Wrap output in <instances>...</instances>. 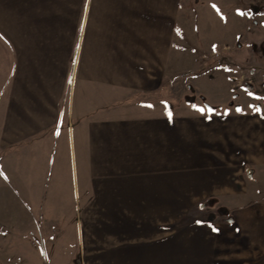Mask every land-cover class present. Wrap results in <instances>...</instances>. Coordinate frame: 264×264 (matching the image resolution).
I'll use <instances>...</instances> for the list:
<instances>
[{
	"label": "rangeland",
	"instance_id": "rangeland-1",
	"mask_svg": "<svg viewBox=\"0 0 264 264\" xmlns=\"http://www.w3.org/2000/svg\"><path fill=\"white\" fill-rule=\"evenodd\" d=\"M31 13L24 30L41 81L55 83L60 109L85 112L68 126L96 122L90 141L78 137L80 161L94 162L95 199L63 206V222L94 242L19 247L0 224V264H107L90 252L148 224L160 225L159 239L175 236L174 259L159 264H231L232 255L261 264L263 245L248 243L240 216L264 208V0H46ZM216 86L220 98L205 93ZM112 119H145L152 129L112 135L100 126ZM250 119L261 127L249 137L253 150L239 135ZM239 234V249L223 243L212 257L205 246L198 256L184 247L190 236Z\"/></svg>",
	"mask_w": 264,
	"mask_h": 264
},
{
	"label": "crops",
	"instance_id": "crops-1",
	"mask_svg": "<svg viewBox=\"0 0 264 264\" xmlns=\"http://www.w3.org/2000/svg\"><path fill=\"white\" fill-rule=\"evenodd\" d=\"M44 6L46 0H0V28L11 25L8 31L0 30L3 44L0 48V224L5 227L3 231L7 232L8 240L19 247L79 248L94 241H81L80 227L63 222V206L65 199H95L94 162L80 161L79 152L84 150H81L78 137L87 136L90 141L96 134V122L87 119V125L84 120L77 126H68L69 121L85 112H75V115L70 107L66 111L60 109L55 83L49 86L47 79L41 81V66L32 63V35L24 30V24L32 22L33 7ZM218 91L216 86L215 93L209 89L205 93L220 98ZM128 121L112 119L100 126L110 130L112 135H131L136 131L145 136L152 129L145 119ZM260 122L264 127V119ZM258 123L257 119L240 122L239 135L245 142L257 134ZM249 142L247 144L253 150L256 145ZM258 144L262 150L263 142ZM88 151L94 153L95 146L89 143ZM188 183L191 186V179ZM66 186L67 193L64 192ZM74 187H77L76 195L72 192ZM240 218L242 230L249 233L248 243L253 245L258 241L264 248V208L246 209ZM69 231L75 236H66ZM138 231L139 234L125 235L123 239H118L120 236L105 239L100 242V248L90 254L107 264H159L162 258L174 259V235L159 239V235H154L160 231L158 224L143 225ZM239 236L233 235L230 240L223 235L206 236L200 241L195 239L196 236H190L184 240V247L190 256H198L205 246L206 256L212 257L215 253L209 248L221 247L223 243L239 249ZM198 242L200 249L195 251ZM229 260L231 264L237 263L234 255ZM261 264H264V258Z\"/></svg>",
	"mask_w": 264,
	"mask_h": 264
},
{
	"label": "snow or ice",
	"instance_id": "snow-or-ice-1",
	"mask_svg": "<svg viewBox=\"0 0 264 264\" xmlns=\"http://www.w3.org/2000/svg\"><path fill=\"white\" fill-rule=\"evenodd\" d=\"M213 7H216L215 5H213ZM195 107V105L193 106ZM201 111H203V109H200ZM237 111H240V109H237ZM171 115V113H169V116ZM215 230V229H214Z\"/></svg>",
	"mask_w": 264,
	"mask_h": 264
}]
</instances>
